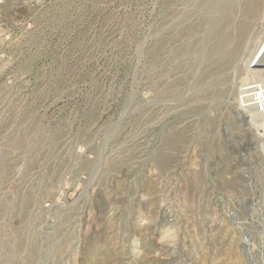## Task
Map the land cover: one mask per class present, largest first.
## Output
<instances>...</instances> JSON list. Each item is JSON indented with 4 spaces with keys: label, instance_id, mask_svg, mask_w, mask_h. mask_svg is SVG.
I'll use <instances>...</instances> for the list:
<instances>
[{
    "label": "rangeland",
    "instance_id": "1",
    "mask_svg": "<svg viewBox=\"0 0 264 264\" xmlns=\"http://www.w3.org/2000/svg\"><path fill=\"white\" fill-rule=\"evenodd\" d=\"M264 0H0V264H264Z\"/></svg>",
    "mask_w": 264,
    "mask_h": 264
},
{
    "label": "built area",
    "instance_id": "2",
    "mask_svg": "<svg viewBox=\"0 0 264 264\" xmlns=\"http://www.w3.org/2000/svg\"><path fill=\"white\" fill-rule=\"evenodd\" d=\"M249 98V106L258 113L264 114V88L257 87L256 89H253Z\"/></svg>",
    "mask_w": 264,
    "mask_h": 264
}]
</instances>
